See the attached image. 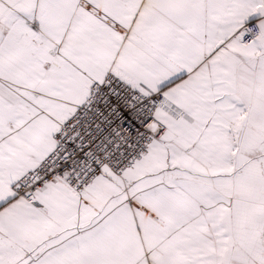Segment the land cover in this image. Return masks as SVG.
Listing matches in <instances>:
<instances>
[{
    "label": "snow or ice",
    "instance_id": "snow-or-ice-1",
    "mask_svg": "<svg viewBox=\"0 0 264 264\" xmlns=\"http://www.w3.org/2000/svg\"><path fill=\"white\" fill-rule=\"evenodd\" d=\"M0 264H264V0H0Z\"/></svg>",
    "mask_w": 264,
    "mask_h": 264
}]
</instances>
